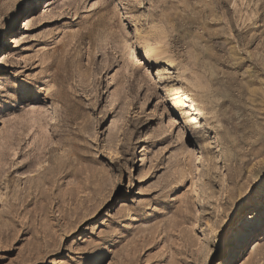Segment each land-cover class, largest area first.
I'll list each match as a JSON object with an SVG mask.
<instances>
[{
  "label": "rangeland",
  "instance_id": "rangeland-1",
  "mask_svg": "<svg viewBox=\"0 0 264 264\" xmlns=\"http://www.w3.org/2000/svg\"><path fill=\"white\" fill-rule=\"evenodd\" d=\"M0 264H264V0H0Z\"/></svg>",
  "mask_w": 264,
  "mask_h": 264
},
{
  "label": "bare ground",
  "instance_id": "bare-ground-1",
  "mask_svg": "<svg viewBox=\"0 0 264 264\" xmlns=\"http://www.w3.org/2000/svg\"><path fill=\"white\" fill-rule=\"evenodd\" d=\"M171 96H172L173 102L178 101L182 105H187V99H186L187 96L180 95L177 92L173 93ZM247 220H248V222L245 225L246 232H244V229L240 231V233L238 235V240L239 241L243 237H245L247 234H249V231L254 229L257 226L258 222H259V218H256V219L253 220V219H251V217H247Z\"/></svg>",
  "mask_w": 264,
  "mask_h": 264
}]
</instances>
